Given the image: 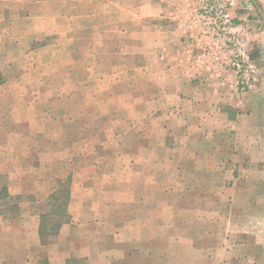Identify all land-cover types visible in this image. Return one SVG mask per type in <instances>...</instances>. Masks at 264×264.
Returning <instances> with one entry per match:
<instances>
[{
    "label": "crops",
    "instance_id": "1",
    "mask_svg": "<svg viewBox=\"0 0 264 264\" xmlns=\"http://www.w3.org/2000/svg\"><path fill=\"white\" fill-rule=\"evenodd\" d=\"M115 1L120 40L112 36L107 46H131L130 59L133 57L135 62L133 67H126L125 72L120 70L117 86L114 83L105 90L88 88V104L81 107L59 102L61 89L49 86L37 90L14 88L8 91L14 99L7 105L0 103V192L7 191L0 199V264H168L169 255L175 252L168 244L179 236L171 232L175 230L171 216L148 214L149 208L159 206L161 193L165 192L161 191V178L158 180L156 175L186 176L194 172L195 162L199 161L200 175L222 176L219 165L225 167L223 154L225 150H232L231 143L235 144L237 139L234 131L238 118L233 112L238 94L233 76L225 73L220 65L219 48L200 38L194 0ZM255 20L264 25V16ZM45 38L46 42L40 46L50 43L47 41L51 36ZM250 40L252 42V37ZM78 72L73 73V81L79 79ZM82 92L86 99L83 89ZM46 93L49 99L55 100L33 103ZM21 94L23 100L17 98ZM66 95L80 94L75 91ZM97 95H107V102H110L109 96L121 99L117 105H111L110 115L96 114L90 118V106L96 107ZM131 99H135L134 102ZM119 107L127 111L125 117L116 113ZM69 109L79 118L66 120L65 112ZM131 114L135 120L128 121ZM78 123L93 128L87 137L90 152L77 149L84 141L82 137L87 135L77 132L52 135L47 128L49 125L57 129L74 127L79 126ZM113 124L119 128L125 124L140 126L135 135L128 134L136 137L134 152L120 149L112 153V149L107 148V142L111 141L107 131ZM260 126L264 128V124ZM144 127L149 130L147 134L143 133ZM32 128H36L34 132H30ZM117 133L118 142L127 141L125 132ZM241 141L247 144L248 160L257 159L256 144L264 143V135L257 138L246 131ZM52 143H55L54 149L49 146ZM191 143H195L194 148L190 147ZM133 154L151 159L152 167L131 164L128 160H133ZM212 157H216L214 168L204 162ZM256 161L254 166L264 173V165L258 162L264 163V150ZM230 166L229 163V171ZM66 180L71 202L78 200L82 215L86 214L81 218L71 217L72 225L79 228L83 239L78 248H69L67 238L73 240L77 235L73 236L75 228L65 224L59 225L55 233L41 235L46 228L41 230V225L42 228L47 225L53 206L50 198L64 189ZM179 180L185 182L184 178ZM173 184L171 189L182 196L186 185ZM203 189L215 191L219 206L223 202L219 199L221 192H231L235 186L225 185L223 181L210 185L205 182L200 186L202 193ZM231 196L227 205L232 208L235 206L232 192ZM249 203L264 206V197L263 202L251 199ZM54 206H61V200H54ZM221 214L216 210L211 221L207 218L208 211L205 220L201 215V230L197 235L201 243L204 239H214L215 246H193L192 251L205 252L206 256L214 252L215 264H249L240 259L241 255L252 251L249 246L239 245V238H245L259 241L263 249L259 246L257 253L264 255V215L249 210L240 220L232 208L225 226ZM160 222L165 223L167 234H160V229L145 232V223L159 226ZM102 226L107 227L106 232L101 230ZM208 226L214 229L210 234L206 231Z\"/></svg>",
    "mask_w": 264,
    "mask_h": 264
},
{
    "label": "rangeland",
    "instance_id": "2",
    "mask_svg": "<svg viewBox=\"0 0 264 264\" xmlns=\"http://www.w3.org/2000/svg\"><path fill=\"white\" fill-rule=\"evenodd\" d=\"M193 2L196 13L199 3L198 0ZM227 2L231 4L232 16L238 26L241 41L244 43L250 62L254 67V73L251 74L254 81L248 92H236L238 96L235 100L236 108L233 107L235 110L233 113L234 117L238 118L234 131L237 139H235V144L231 143L232 150H225V154H223L224 160L221 159V161L223 160L222 163H224L225 167L219 165L223 170L222 176L215 174L200 175L198 173L199 161L195 162L194 172L186 174V176L156 175L157 178H161L160 180L158 178L161 187H163L161 191L165 190V192L161 193L163 198L159 201V206L153 209L149 208L148 214L149 216L153 214L160 217L171 216L174 220L173 228L175 230H170H173L171 232L174 235L179 236L175 242L171 241V244H168L175 251L171 254L172 256L169 255L168 264H215L214 252L206 256L205 252L203 254L201 253L202 251H192L193 246L197 248L206 244L215 246L214 239H208L207 241L204 239L203 243H201V239L197 235V232L201 230V215L203 214L205 220L204 215L207 211L208 221H211L216 210H220L221 216L224 217L225 226L226 221L230 220L229 215H231L232 208L234 215L237 218L239 217L240 220L245 217V214H248L249 210H252L253 213L258 212V215H264L263 205L249 203L251 199L263 202L264 185L262 184H264V173L263 169L256 168L254 164L257 163L256 160L259 156L263 154L264 143L256 144L258 158L251 161L247 158V144L241 141L246 131L251 135H256L257 138L264 135L262 130L264 128L260 126L264 124V25L263 22L260 23L255 20L258 16L260 18L264 16V0H227ZM117 5L115 0H0V103L7 105L11 102V98L14 99L13 94H11L14 88L21 87L24 89L25 87H30L33 90H37L49 86L54 87L53 89H61V97L58 98L59 102L71 107L80 104L78 106L81 107V104L82 106L88 104V98L90 97L88 88L105 90L114 83L117 86L120 70L123 69L125 72L126 67H133L135 64L134 58L130 59L131 46L129 48H120V45L119 47L118 45L112 46L110 44L107 46V42H112V36L120 40V19L119 14L115 13ZM45 36H51V39L47 41L50 43L46 47L40 46V44L46 42ZM251 37L252 42H250ZM71 42L75 44L73 45ZM120 49H122L121 53ZM75 72H78L79 79H74L73 81L72 77ZM85 73L88 75H85ZM82 89L85 91L86 99L83 98ZM9 90L11 92L8 94ZM75 91L79 92L80 95L74 97L66 95ZM37 97L38 95H34V98ZM17 98L23 100L22 94L17 95ZM119 99H121L120 96H109L108 101L110 102H107V95H97L96 107L90 106V118L96 114L110 115L111 110L109 108L111 105H117ZM44 100L53 101L55 98L49 99V94L46 93L40 99H34L33 103L43 102ZM134 100L131 99L132 102ZM111 102H114V104ZM117 109L120 110L116 111L119 117L122 115L125 117L124 113L127 111L120 109V107ZM151 113L149 112V114ZM65 115L68 121H70V117L79 118L73 109H69V111L65 112ZM133 117L134 114H131L127 120H135ZM84 118L86 120V117ZM84 123L88 124L86 121ZM49 124L51 123L49 122ZM139 127L125 124L119 128V126L113 124L107 131L111 139L110 142H107V148L112 149V153L120 149L133 150L134 152L137 147L135 144L136 137H129L128 134L132 132L131 136L135 135ZM47 128L52 131V135L53 133L60 134L62 132L69 135H72L73 132L87 135L82 137L84 141L79 143V148L77 149L84 153L91 151V145L87 140L93 128L84 127L80 124L74 127H63L61 128L62 130L53 128L52 125ZM35 129L32 128L30 132H34ZM121 130L126 133V142H118L120 136L116 139L117 132L120 133ZM148 132L147 128L143 130L144 134ZM225 133L227 132L225 131ZM49 146L54 149L55 143L49 144ZM194 146L195 143H191L190 147L194 148ZM69 152L71 153V151ZM221 152L223 153V151ZM131 156L133 160H128L131 164L139 163L152 167L149 165L152 161L151 159L135 157L134 154ZM204 162L212 164L214 168L216 157L204 160ZM258 162L263 167L264 163L262 161ZM229 163L232 164L230 171L227 168ZM163 169V173H166V169ZM179 178H184L185 182L179 180ZM216 181H223L225 185L234 184L235 190L231 191L235 199L234 207L231 208V206L227 205V200L232 197L229 190L221 192L219 199L220 201L223 200V202L219 203V206L216 203L215 191H205L203 189V193L201 192V184L206 182L210 185L215 184ZM174 182L176 186L180 184L187 187L185 191L181 192L182 196L180 197L177 190L171 189L175 185L173 184ZM192 186L194 189H192ZM67 187H69L68 180L64 184V189L57 192V195L61 198V209H52L51 207V212L48 213V223L43 225L46 227L45 231H43L44 233H55L57 225L65 224L69 228H75L72 225L73 219L71 217L81 218V216L86 215H82L78 200L71 202V192L66 189ZM6 194L7 191H1L0 199L5 197ZM149 194H153L151 189ZM165 195L166 197H164ZM178 200H185L186 203H181ZM166 202L169 207H167ZM51 204L54 206V201ZM46 209L49 211V206ZM57 216L60 217L55 219ZM164 226L165 223L162 222H160L159 226L157 223H145L144 229L146 230L145 232L160 229V234H163V232L167 234L168 229L164 228ZM101 230L106 232L107 227L102 226ZM206 231L210 234L214 229L208 226ZM206 231L204 228V232ZM79 233V228H75L73 236L77 235L76 239L67 238V243L71 244L69 248L73 246L78 248L77 246L82 245L83 239ZM239 242L240 246H249L250 250H252L245 256L241 255L240 259L248 261L249 264H264V255L261 252L260 254L257 253L259 246L263 249V245H259V241L239 238ZM235 244L237 245L238 243L236 242ZM53 246L55 247L56 244Z\"/></svg>",
    "mask_w": 264,
    "mask_h": 264
},
{
    "label": "built area",
    "instance_id": "3",
    "mask_svg": "<svg viewBox=\"0 0 264 264\" xmlns=\"http://www.w3.org/2000/svg\"><path fill=\"white\" fill-rule=\"evenodd\" d=\"M196 22L200 38L208 40L220 50V65L233 76L237 93L248 92L253 84L254 67L241 41L238 26L227 0H198Z\"/></svg>",
    "mask_w": 264,
    "mask_h": 264
},
{
    "label": "trees",
    "instance_id": "4",
    "mask_svg": "<svg viewBox=\"0 0 264 264\" xmlns=\"http://www.w3.org/2000/svg\"><path fill=\"white\" fill-rule=\"evenodd\" d=\"M3 192H6L5 190H2ZM60 196H56V195H53L51 198H50V200L51 201H54V200H56V199H59V200H61V198H59ZM54 208H57V209H61V206H58V207H55V206H52V209H54ZM59 225H57L56 227H58ZM44 229V226H43V228H42V225H41V230H43ZM43 234V231H41V235Z\"/></svg>",
    "mask_w": 264,
    "mask_h": 264
}]
</instances>
